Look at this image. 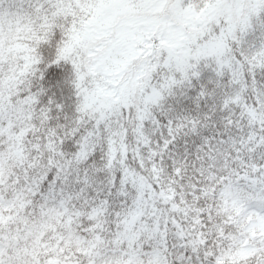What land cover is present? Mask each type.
Here are the masks:
<instances>
[{"label":"snow or ice","instance_id":"1","mask_svg":"<svg viewBox=\"0 0 264 264\" xmlns=\"http://www.w3.org/2000/svg\"><path fill=\"white\" fill-rule=\"evenodd\" d=\"M0 264H264V0H0Z\"/></svg>","mask_w":264,"mask_h":264}]
</instances>
